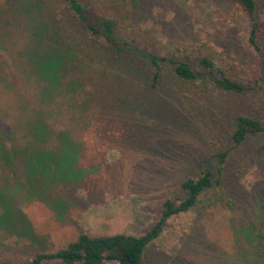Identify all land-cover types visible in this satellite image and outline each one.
<instances>
[{"label": "rangeland", "instance_id": "obj_1", "mask_svg": "<svg viewBox=\"0 0 264 264\" xmlns=\"http://www.w3.org/2000/svg\"><path fill=\"white\" fill-rule=\"evenodd\" d=\"M256 1L259 52L239 0H95L121 36L175 59L187 48L204 73L182 79L166 62L154 85L147 57L117 54L63 0H0V264L27 263L81 232H144L167 198H185L182 182L204 167L212 193L170 221L144 264L242 261L264 206V131L240 144L231 136L239 114L264 125V0ZM42 25L52 36L39 34ZM62 52L78 56L62 63ZM200 53H212L250 90L217 88ZM46 132L47 141L35 136Z\"/></svg>", "mask_w": 264, "mask_h": 264}, {"label": "trees", "instance_id": "obj_2", "mask_svg": "<svg viewBox=\"0 0 264 264\" xmlns=\"http://www.w3.org/2000/svg\"><path fill=\"white\" fill-rule=\"evenodd\" d=\"M63 1L92 36L102 38L107 44L115 48L117 54L131 52L147 57L157 69L153 79L154 85H156L161 76L159 69L161 64L166 62L171 64L174 75L179 78L198 80L203 76L202 70H196L192 66L193 53L191 50L184 49L185 57L183 59H175L174 57L145 51L140 48L135 39L129 40L120 35L117 20L99 13L94 6L95 0ZM239 2L252 23L248 38L249 44L259 52L261 51V46L257 39L260 33L261 20L260 15L257 13V1L239 0ZM38 32L40 35L51 34L50 36H52L49 28L43 25L38 26ZM77 56L78 54L75 52H62L58 54V59L62 60L63 63L66 59L76 58ZM197 59L199 66L213 75L217 88L231 93H243L250 90L244 81L232 77L224 68L218 65L212 53H200ZM82 84L83 82H81ZM263 131L264 125L260 119L246 114H239L235 119V127L231 136L236 144H240L251 134ZM50 134L51 132L38 133L35 136L39 141H47ZM219 157L218 174L221 176L227 162L228 152H220ZM46 177L48 178V175ZM220 180L218 178L216 181L220 182ZM214 185L215 179L212 171L210 168L204 167L199 177H188L182 182V187L186 192L185 198L181 200L167 198L163 202L160 218L148 230L141 233L119 231L110 234L81 232L73 240L69 241L66 246L54 251L39 252L31 261L22 264H44L52 260H59L62 264H144L148 248L167 230L170 221L175 217L198 210L206 197L212 193ZM260 208L254 213L257 218L253 217L250 225L251 236L248 237V242L253 248H250L238 264H264V206ZM5 212L9 219L14 217L10 204L6 205ZM255 233L260 236L254 237Z\"/></svg>", "mask_w": 264, "mask_h": 264}]
</instances>
